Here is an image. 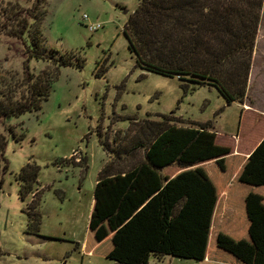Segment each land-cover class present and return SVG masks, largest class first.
Returning <instances> with one entry per match:
<instances>
[{"label": "trees", "instance_id": "trees-1", "mask_svg": "<svg viewBox=\"0 0 264 264\" xmlns=\"http://www.w3.org/2000/svg\"><path fill=\"white\" fill-rule=\"evenodd\" d=\"M263 1L140 0L124 35L137 67L177 76L185 88L188 82L213 86L227 105L243 104ZM45 3L33 0L30 9L11 13V34L24 45L28 60H51L57 69L73 65L55 50L47 53ZM29 81V100L0 114L40 107L50 93L51 75ZM244 112L264 123L256 112ZM160 117H130L127 133L122 141L115 139V146L100 137L108 160L94 190L89 221L94 244L86 240L84 251L94 254L108 242L104 254L116 264H149L152 257L165 256L264 264V132L249 154L243 152L251 146H245V134L231 137L240 151L234 153L218 141L211 121L185 126L173 113ZM38 175L36 164L22 167L17 179L23 199ZM28 209L38 222L36 207Z\"/></svg>", "mask_w": 264, "mask_h": 264}, {"label": "rangeland", "instance_id": "rangeland-1", "mask_svg": "<svg viewBox=\"0 0 264 264\" xmlns=\"http://www.w3.org/2000/svg\"><path fill=\"white\" fill-rule=\"evenodd\" d=\"M139 2L46 0L47 53L55 50L73 64L57 69L51 60H28L24 45L11 34L15 23L8 16L30 9L33 0H0V23L6 26L0 30V112L29 100L30 78L51 75L50 93L38 109L0 114V144L6 140L0 149V264H116L104 254L108 242L91 255L82 247L88 239L90 247L94 244L89 232L94 190L108 160L100 137L115 146L130 117L159 120L173 113L185 126L211 121L224 134L221 141L245 134V146L264 132L254 113L241 114L249 109L264 118V1L244 103L229 105L213 86L188 82L185 88L177 76L136 66L124 27ZM92 24L100 27L90 31ZM79 150L81 156H74ZM28 162L39 167V175L23 199L17 178ZM32 205L38 222L28 213ZM149 264L236 263L165 256L152 257Z\"/></svg>", "mask_w": 264, "mask_h": 264}, {"label": "crops", "instance_id": "crops-1", "mask_svg": "<svg viewBox=\"0 0 264 264\" xmlns=\"http://www.w3.org/2000/svg\"><path fill=\"white\" fill-rule=\"evenodd\" d=\"M216 131V133H217V139H218V141L220 140V139H222L224 136V134H222L221 132H219V131H217V130H215ZM233 137H235V136H233ZM230 138V141H226L225 143H224V145H228V146H230V147H232L233 148V151L235 150V152L234 153H238V152H240L238 149L236 150L235 149V142L233 141V145H231V137H229ZM220 142V141H219ZM221 143H223V142H221ZM257 143H258V140L255 142V143H253V144H251V146H249V150H247V151H243L245 154H249L250 152H252V150L256 147V145H257ZM102 169V168H101ZM101 171V170H100ZM99 171V172H100ZM82 248H84V246L82 247ZM150 263V262H149Z\"/></svg>", "mask_w": 264, "mask_h": 264}, {"label": "built area", "instance_id": "built-area-1", "mask_svg": "<svg viewBox=\"0 0 264 264\" xmlns=\"http://www.w3.org/2000/svg\"><path fill=\"white\" fill-rule=\"evenodd\" d=\"M87 16L85 15L83 18H86ZM88 27V29L90 30V31H96L99 27H100V24H97V25H95V24H92V25H89V26H87ZM73 155L74 156H81V151L79 150V151H75L74 153H73ZM78 158V157H77ZM80 158V157H79ZM80 161V160H79Z\"/></svg>", "mask_w": 264, "mask_h": 264}]
</instances>
